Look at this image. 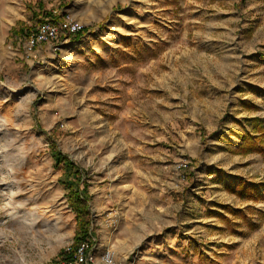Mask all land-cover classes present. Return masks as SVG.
I'll use <instances>...</instances> for the list:
<instances>
[{
	"label": "rangeland",
	"instance_id": "1",
	"mask_svg": "<svg viewBox=\"0 0 264 264\" xmlns=\"http://www.w3.org/2000/svg\"><path fill=\"white\" fill-rule=\"evenodd\" d=\"M58 16L85 28L29 49ZM255 118L264 0H0V264L72 258L80 218L53 148L87 189L95 259L264 264V143L242 149Z\"/></svg>",
	"mask_w": 264,
	"mask_h": 264
},
{
	"label": "trees",
	"instance_id": "2",
	"mask_svg": "<svg viewBox=\"0 0 264 264\" xmlns=\"http://www.w3.org/2000/svg\"><path fill=\"white\" fill-rule=\"evenodd\" d=\"M85 27H82L80 30H78L75 34H80ZM255 123L254 127L259 131V135L257 136H252L251 133L246 135L245 141L242 145V149L245 151H250V150H263L262 146L259 145V143L263 142L264 143V124L261 122L257 121L255 118ZM52 155L55 156L57 162H63L64 167H65V173L66 177H69V181L67 184L68 188V197L70 199V203L72 204L73 208L77 211V214L80 218V224H79V230L76 234L75 240H74V247L71 251H68L66 253L67 258L68 257H73L74 251H76L80 246L86 245L85 249L88 250L91 248V237H92V231L89 230V220L88 219H83L84 214H88V205L85 202L84 195H86L87 189L85 187H80L79 182L81 180L80 176H78V169L76 166L71 162V160L63 154L53 148L52 149ZM74 174L75 177L74 179L76 182H72V178H70V175ZM243 182L241 183L240 190L244 189V186L242 185ZM246 194L248 197L253 198L255 195L254 193L249 190V188L245 189ZM72 259V258H71Z\"/></svg>",
	"mask_w": 264,
	"mask_h": 264
},
{
	"label": "built area",
	"instance_id": "3",
	"mask_svg": "<svg viewBox=\"0 0 264 264\" xmlns=\"http://www.w3.org/2000/svg\"><path fill=\"white\" fill-rule=\"evenodd\" d=\"M83 26L78 25L76 22L58 16L55 18L45 19L39 21L37 24L31 26V32L29 33V40H27V47L30 49L35 45V42L46 39H58L63 37L64 39L76 33ZM86 245L80 246L73 253L72 259H69L64 264H95V254L92 249H85ZM102 262L105 264H113V250L106 247L101 256ZM131 264H135L131 261Z\"/></svg>",
	"mask_w": 264,
	"mask_h": 264
},
{
	"label": "crops",
	"instance_id": "4",
	"mask_svg": "<svg viewBox=\"0 0 264 264\" xmlns=\"http://www.w3.org/2000/svg\"><path fill=\"white\" fill-rule=\"evenodd\" d=\"M128 21V20H127ZM128 22H130V21H128ZM129 33H131V31H129ZM211 39H215L214 37H211ZM232 39V38H231ZM227 45L226 46H229L230 44H231V41H230V38H229V42H227L226 43ZM109 65H111V64H109ZM123 65L124 64H121V65H118L117 64V66L114 68L113 67V69H112V67L110 66H108V67H106V73H108V74H111L112 76L115 74V73H117V71L119 70V68H121V67H123ZM97 73H95V75H96ZM102 74V72L101 73H99V75H101ZM122 76L121 75H118L117 77H114V79L112 80V81H115V80H117V82H115V83H113V86L112 87H114V88H116L117 90V92H119L118 94H116L114 97H116V96H118V97H122V94H121V91H123V87H122V85L120 84V82H119V78H121ZM110 82H111V80H108V84L110 85ZM126 92H128V90L126 89ZM129 93H130V91H129ZM128 93V94H129ZM127 102H129V97H128V99H126V103ZM96 263L97 262H99L100 261V264H102V262H101V260H100V258H97L96 257ZM98 264V263H97Z\"/></svg>",
	"mask_w": 264,
	"mask_h": 264
},
{
	"label": "bare ground",
	"instance_id": "5",
	"mask_svg": "<svg viewBox=\"0 0 264 264\" xmlns=\"http://www.w3.org/2000/svg\"><path fill=\"white\" fill-rule=\"evenodd\" d=\"M120 15H123V14H120ZM68 216V215H67Z\"/></svg>",
	"mask_w": 264,
	"mask_h": 264
}]
</instances>
